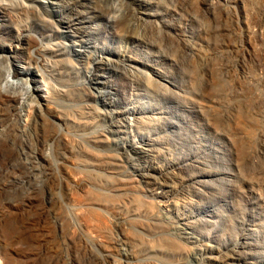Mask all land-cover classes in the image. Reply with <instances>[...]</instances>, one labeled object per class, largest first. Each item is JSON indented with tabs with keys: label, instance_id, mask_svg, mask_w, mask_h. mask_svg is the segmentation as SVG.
I'll return each mask as SVG.
<instances>
[{
	"label": "bare ground",
	"instance_id": "obj_1",
	"mask_svg": "<svg viewBox=\"0 0 264 264\" xmlns=\"http://www.w3.org/2000/svg\"><path fill=\"white\" fill-rule=\"evenodd\" d=\"M246 5V0H122L115 19V41L108 45L100 38L99 20L110 12L105 0H0V48L8 49L7 61L26 63L25 73L36 87L32 93L25 92L30 103L28 112L21 115L18 107L24 90L16 88V80L3 86L0 69V123L8 134H1L4 138L0 139L1 215L21 211L24 200L40 206L44 220L63 207L71 216L84 213H75L66 204L69 185V191L56 196L49 184L64 181L80 187L77 177L68 172L74 167L94 174L93 188L103 193L135 191L147 197L139 206L127 204L126 199L109 205L102 196H92L95 201L83 218L85 224L86 217L92 218L94 209L101 208L112 210L120 226L135 217L159 223L150 228L142 222L145 227L140 229L149 233L145 239L124 232L112 238L130 264H189L184 261L188 256L197 264H264V174L245 173L234 156L233 144L223 139L218 142L196 88L190 87L184 59L171 52L177 40L197 54L203 35L232 30L242 34L245 39L240 44L251 53ZM234 17L237 25L231 27L228 20ZM220 18L222 24L214 23ZM113 68L123 70L128 90L122 92L117 82L113 94L102 96L99 89L96 97L93 88L106 84L102 75ZM37 75L44 80L43 88ZM30 126L36 129L39 154L28 163L23 159L28 151L19 150L16 144L27 148ZM47 140L55 147V157L42 150ZM38 169L47 176L44 185L32 184L35 172L31 171ZM103 177L113 182L103 183ZM82 182L88 185L85 177ZM164 212L173 221L166 220V227L160 224L165 221ZM58 221L53 219L55 225H62ZM187 246L190 249L184 251ZM170 253L176 261H168Z\"/></svg>",
	"mask_w": 264,
	"mask_h": 264
},
{
	"label": "rangeland",
	"instance_id": "obj_2",
	"mask_svg": "<svg viewBox=\"0 0 264 264\" xmlns=\"http://www.w3.org/2000/svg\"><path fill=\"white\" fill-rule=\"evenodd\" d=\"M89 3L91 4L90 1ZM105 3L107 6H109L110 12L106 19L102 18L101 20H99V23L102 26L100 31V36H101L100 38L101 41H104L106 44L113 45L115 41L113 35L115 30V19L117 18L119 13H121L122 0H107V1L105 0ZM246 4H247L246 6H248L247 11L249 12L248 13L249 17L247 20L249 26H251L250 29L252 33L250 37L251 39L249 38V42L252 43L250 45L253 48L251 50V53L248 52V50L243 49L244 47L241 45L243 43V40L245 39L242 36V34L232 30H230L231 32L230 31L224 33L221 32L218 33L217 35L214 34L203 35L202 36L203 46L202 45L200 46V50H199L200 52H198L197 54L190 53L189 52L190 50L188 49L189 47L183 43L180 44L181 41H177V40H174L175 45L173 44L174 46L171 47V52L174 53L177 57L184 59L182 60V62H183V66H185V68L187 67L185 72H187V76H188L187 78L189 80L190 87L196 88L198 92L197 95L198 99L200 103L203 104V112H204L203 114L206 117H209V120L211 121L213 127H215L217 132L214 131V129L211 130L213 131V133L216 132L218 142L221 144V141L223 139L229 143H232L234 146V151L236 152L234 153V156L235 158H238V160H240L238 162L245 170L243 171L245 173L247 172L261 176L264 174L263 172L264 171L263 169L264 168L263 166L264 165V0H246ZM238 18H239L238 20L241 21L243 19V15L239 14ZM235 19H236L235 17L233 19L230 18L228 20V25H231V27L237 25V21ZM215 22L222 24L224 21L222 18H220V19H215L214 23ZM61 39L67 41L65 38L61 37ZM175 41L177 43H175ZM247 45L248 44L245 43L246 47ZM9 54L10 53L8 52V49L3 47L0 48V59H2L0 60V69L2 70V73L4 72L2 75L3 77L1 84L5 86L9 80L18 81L19 87L17 86L16 88L17 89L21 88L24 90V91L22 90L23 94L22 97H20V99L21 98L22 99L19 100L22 103L23 102L26 104L30 103L29 98H28L29 101H26L28 96L27 94L33 92V87H35V83L31 80L30 74L25 73L27 70L26 68L28 66H26V63L24 61L18 60V61H14L13 63L7 61L9 59H7L6 57ZM186 55H187V59H186ZM15 69L19 71V74L16 75L13 74V70ZM175 74L177 77H179L177 71L175 72ZM251 74L253 78L251 77ZM103 75H102L103 77L102 80L103 81L106 80L105 81L106 84L93 88L96 97L100 92L99 89L102 90L100 92L102 96H106L107 94L108 95L113 94L114 91L113 86H115L117 82H120V88L122 92H126L128 90V86H127L128 84L123 79V70L120 71V69L113 68L110 71L103 73ZM181 76H183V73L181 74ZM37 78L40 79V85H42L41 88H43L44 80L38 75ZM27 91L28 93L26 94L25 92ZM195 96H193V98ZM96 101L97 103L99 102L98 103L99 106L104 107L99 99H96ZM22 103H20L18 107V112L20 111L21 115L23 113L25 114L26 112H28V108H29L28 104L21 105ZM20 117L21 116H18L17 119L21 120ZM4 128L5 126L1 125L0 123V136L2 134V136L5 137V135L7 136L8 134L6 133L7 132L6 128L5 129ZM27 132L28 134L25 136L26 143L24 144L27 148L22 147V145H20V142H17L16 145L19 146V147L17 146L19 150L21 149V151L22 150L25 151L26 149L28 151V153L23 155L24 156L23 159L25 160L28 159L26 162L30 163L29 160L31 161L32 158L36 160L39 151L36 153V150H38L36 148L37 142L35 140L36 129L33 126H30V129H28ZM2 136L0 137V139L4 138ZM50 143L51 141L47 140L42 150L45 153V155L46 153H48L47 155L50 154L52 157L53 156L55 157L56 153L53 150L55 147L52 146L53 143L52 144ZM2 147L3 145L0 140V149ZM209 155L210 158L213 159L214 155L212 154ZM226 156L228 157V155ZM259 161L260 163H258ZM124 163H126L125 165L127 169L129 170L132 169L130 168L128 162H124ZM259 165L262 167L260 168ZM253 166L256 168H254ZM258 166L259 169L261 170H257ZM123 169L124 167H122V170ZM33 171L35 173L36 172L38 173L36 174L34 173L35 175L34 176L32 174ZM83 171L84 170H82L81 172L79 169H76L74 167H69V171H68L74 176V178L77 177V179L75 178L76 179L75 181L76 184H79L80 187H77L76 185L72 186L74 182H72V184H66L64 181L61 182V184L58 183L57 181L53 182L52 180H51L52 182H49V184L52 185V191H54V193L56 192V196L58 194H63L64 191H69L68 187H71L70 196H69L71 199L70 198L65 199V202L67 205H69V207L74 208L73 210L75 213L81 212L83 210L84 213L81 212L83 214L82 216L81 213L80 215L74 214L77 217L71 216L72 214H70V211H67L65 207H63V210H61L58 213H55V215L54 213H51L50 214L51 216L44 220L43 216H41L42 209L39 208L40 206L38 207H34V205L31 206L30 203L26 202V200L23 201L25 202L24 204L26 205L22 204L23 208H21V211L18 212L13 211V214L12 212L11 213L9 212L8 215L5 214L6 211H4V213L1 215L2 211H0V227H1L0 254L3 255V256L0 255L1 256L0 259L1 260L4 259L3 264H25V263L27 264H64V263L66 264H130L121 256L120 248L116 247L111 240L121 237L122 234L124 233H127L128 235L130 234L129 236H132L134 238L142 237V239L143 238L145 239L149 237V233L147 231H142L143 229L141 230L140 227L141 226L145 227V225L147 224L146 227L149 226L150 228H155V226L159 225V223H155L156 224L155 225L153 224L154 222L151 221L150 219L142 217V219L139 221V218L137 219L135 217V218H129L127 222L128 224H126V226H124L125 224H121L120 226V223L118 224L115 217L112 215L114 213H110V211L112 210L108 209V211L104 212L103 209L101 208L94 209L95 213H92L93 219L90 218L91 219L90 220L89 217L87 216L86 218L88 219L86 220L85 224L83 222L84 221L83 218L85 217L84 216L86 214L85 212H87L90 209V207L88 206L91 205L96 198L97 199L100 198L96 196H102V198L107 201L105 202L109 205L113 202H120L126 199L125 202H127V204L131 203L133 205L136 204L139 206H140L139 202H143L144 204L146 203L147 197L144 194L135 191L134 192L131 191V194L129 192L128 193L129 195L127 193L125 194L122 193L121 195L120 194L114 195L110 193L111 194L110 195L108 192L105 193V191L103 193L97 190L96 188H93V186L95 187L96 184L93 178L94 174L90 176L92 173L90 174L89 171L88 172L86 171L83 172ZM31 172H32L31 173L32 184L39 186L41 184L44 185L43 182L45 181L46 183L48 182L47 176L42 175L41 174L42 172H40L39 169L37 171L32 170ZM88 174L90 178L87 177ZM34 177H36L37 179H34ZM84 177L86 181H88L87 182L88 185L86 183L84 184L83 182L81 183ZM7 178L11 179L12 177H7ZM19 179L21 181L23 177ZM109 179L111 180L112 178L103 177L102 181L103 183L108 184L113 180L112 179L110 181ZM89 180L91 186L89 185ZM24 182L26 183V180H24ZM133 190L135 189L133 188ZM132 195L136 197H133ZM11 196L12 198L15 197L13 195ZM92 196H94L95 199H93ZM89 197H91V200ZM75 206L79 208L76 209ZM95 214L98 217L93 216ZM161 214H163L164 215L163 217L165 218V221L160 223L161 225H164L165 227L169 226L167 222L169 220H170L169 223L172 224L173 221L172 218H170V214H168L167 212ZM31 218L32 219L34 218L35 221H33L34 219L32 220ZM73 218L75 219L73 220ZM77 218L80 219L78 220ZM26 219H28L29 221ZM53 219H57V221L59 220L58 222L62 223V225L60 224L55 225ZM93 220L94 223H92ZM89 221L90 222L92 221L91 224H89L90 223ZM81 222L83 223V225ZM138 222L140 223V225H138L139 224ZM142 222H144L145 225H143ZM149 222H151L152 224L151 226ZM147 234L148 236H145ZM169 237H171V235ZM173 237H178V236L173 235ZM181 246L182 244L180 245V248H182ZM19 247L22 248L20 249ZM170 247L175 249L173 246ZM170 247H167L168 249H170L169 251L173 250ZM176 249L174 251H176ZM184 249H185L184 251H187L190 248L187 246ZM2 250H4V252L5 251L7 252L9 250L8 251L9 253L5 252L6 253L5 254L3 253ZM179 252H183V249L180 250ZM102 253L104 254V257ZM170 255L171 256H166L168 261L177 260L176 258L172 257V253H170ZM184 261L189 264H193V263L197 264L196 261L190 256L185 257ZM137 264H143V263L141 262Z\"/></svg>",
	"mask_w": 264,
	"mask_h": 264
}]
</instances>
